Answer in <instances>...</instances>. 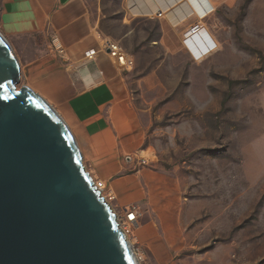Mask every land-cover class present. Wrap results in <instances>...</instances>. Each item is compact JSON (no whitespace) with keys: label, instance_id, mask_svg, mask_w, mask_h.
<instances>
[{"label":"rangeland","instance_id":"374dc122","mask_svg":"<svg viewBox=\"0 0 264 264\" xmlns=\"http://www.w3.org/2000/svg\"><path fill=\"white\" fill-rule=\"evenodd\" d=\"M88 2L103 46L132 62L118 67L142 111V158L166 180L152 205L126 206L137 212L125 232L138 264H264V0L220 10L208 27L215 47L195 56L183 37L166 50L158 22L130 21L122 0ZM83 165L115 198L119 175L102 181Z\"/></svg>","mask_w":264,"mask_h":264},{"label":"crops","instance_id":"0c3cea01","mask_svg":"<svg viewBox=\"0 0 264 264\" xmlns=\"http://www.w3.org/2000/svg\"><path fill=\"white\" fill-rule=\"evenodd\" d=\"M205 1V9L211 8L207 14L190 0H122V6L130 21L158 22L168 51L180 45L190 27L203 25L204 33L184 40L195 56L210 48L209 41L214 44L208 27L217 13L242 0ZM0 34L18 48L21 81L63 119L85 164L102 181L119 175L111 184L116 206L152 205L154 189L159 183L163 188L166 180L142 158L147 153L142 111L130 97L128 76L103 52L105 38L88 0H0ZM53 36L62 54L52 48ZM90 51H95L92 60Z\"/></svg>","mask_w":264,"mask_h":264},{"label":"water","instance_id":"95a60500","mask_svg":"<svg viewBox=\"0 0 264 264\" xmlns=\"http://www.w3.org/2000/svg\"><path fill=\"white\" fill-rule=\"evenodd\" d=\"M0 34V264H138L66 123Z\"/></svg>","mask_w":264,"mask_h":264},{"label":"built area","instance_id":"2783aa9c","mask_svg":"<svg viewBox=\"0 0 264 264\" xmlns=\"http://www.w3.org/2000/svg\"><path fill=\"white\" fill-rule=\"evenodd\" d=\"M194 1L197 3H200L202 6L203 10H205L206 14L210 11L209 5L207 6L208 9H205L206 7L203 6L202 2L205 0H190ZM206 2V1H205ZM206 6V5H205ZM205 15V14H204ZM160 16V14H158ZM205 29L200 28L199 25L195 24L194 26L190 27L183 35V39L187 40L189 37H194L196 34H202L204 33ZM51 46L52 48L58 52L59 54H62L64 52V48L58 39L57 36H53L51 38ZM103 52L114 61V63L117 66H120L124 69H127L132 62L127 59L126 54L121 50V48L112 42H108L103 46ZM95 55V51H90L87 54L88 60H92ZM108 201L114 200L115 198L112 196H107L106 197ZM106 200V199H105ZM116 219L119 225L125 230L126 232H129V230L134 227L137 224V212L133 207H125L123 208L119 213L117 212L116 214Z\"/></svg>","mask_w":264,"mask_h":264},{"label":"bare ground","instance_id":"6f19581e","mask_svg":"<svg viewBox=\"0 0 264 264\" xmlns=\"http://www.w3.org/2000/svg\"><path fill=\"white\" fill-rule=\"evenodd\" d=\"M17 90H18V88H17ZM82 163H83V161H82ZM93 179V178H92ZM93 181H94V179H93ZM94 183H95V185H96V187H97V189L99 190V191H101V196L102 197H104V195H103V184L102 183H96L95 181H94ZM104 199H106L105 197H104ZM108 199H106L105 201L106 202H108L107 201ZM109 203V202H108ZM110 204V203H109ZM110 207H111V205H110ZM111 209H112V207H111ZM113 210V209H112ZM113 213H115L116 214V212L115 211H113ZM116 221H117V219H116ZM118 223V222H117ZM118 225H119V223H118ZM119 228L123 231V233H124V235L126 236V232H125V230H123V228L119 225ZM134 253V252H133ZM135 256V255H134ZM136 258V257H135ZM136 261H137V259H136ZM138 263V262H137Z\"/></svg>","mask_w":264,"mask_h":264},{"label":"snow or ice","instance_id":"6c2138e0","mask_svg":"<svg viewBox=\"0 0 264 264\" xmlns=\"http://www.w3.org/2000/svg\"><path fill=\"white\" fill-rule=\"evenodd\" d=\"M209 47H214V44H212L211 41H209Z\"/></svg>","mask_w":264,"mask_h":264}]
</instances>
